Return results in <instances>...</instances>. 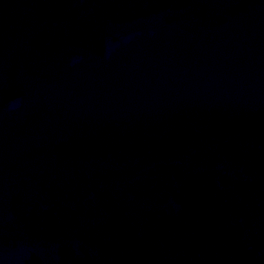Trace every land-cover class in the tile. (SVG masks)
I'll list each match as a JSON object with an SVG mask.
<instances>
[{
	"label": "water",
	"instance_id": "water-1",
	"mask_svg": "<svg viewBox=\"0 0 264 264\" xmlns=\"http://www.w3.org/2000/svg\"><path fill=\"white\" fill-rule=\"evenodd\" d=\"M0 264H264V0H0Z\"/></svg>",
	"mask_w": 264,
	"mask_h": 264
}]
</instances>
